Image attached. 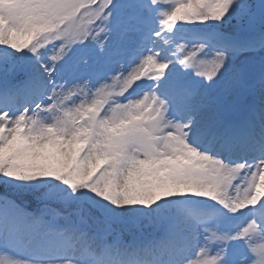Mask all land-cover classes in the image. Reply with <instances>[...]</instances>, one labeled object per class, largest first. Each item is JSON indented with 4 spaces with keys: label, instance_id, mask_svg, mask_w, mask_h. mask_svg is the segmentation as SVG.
<instances>
[{
    "label": "snow or ice",
    "instance_id": "snow-or-ice-1",
    "mask_svg": "<svg viewBox=\"0 0 264 264\" xmlns=\"http://www.w3.org/2000/svg\"><path fill=\"white\" fill-rule=\"evenodd\" d=\"M0 264H264V0H0Z\"/></svg>",
    "mask_w": 264,
    "mask_h": 264
}]
</instances>
